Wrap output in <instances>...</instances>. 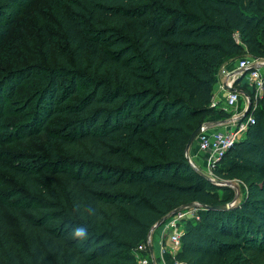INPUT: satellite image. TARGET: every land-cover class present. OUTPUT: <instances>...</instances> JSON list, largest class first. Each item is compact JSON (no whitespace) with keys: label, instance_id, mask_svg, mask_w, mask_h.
Returning a JSON list of instances; mask_svg holds the SVG:
<instances>
[{"label":"trees","instance_id":"16d2710c","mask_svg":"<svg viewBox=\"0 0 264 264\" xmlns=\"http://www.w3.org/2000/svg\"><path fill=\"white\" fill-rule=\"evenodd\" d=\"M46 3L65 49H51L40 27L43 54L56 64L4 70L0 119L5 94L36 79L31 115L8 136L35 137L59 121L46 134L47 158L0 165L27 187L22 202L7 195L23 240L0 217V264H137L153 225L188 203L198 219L183 226L178 264H261L264 90L242 137L210 168L215 181L239 184L237 199L195 170L181 143L223 114L210 105L218 68L243 53L264 58V0ZM10 27L0 20V47ZM216 205L227 207L205 209Z\"/></svg>","mask_w":264,"mask_h":264},{"label":"rangeland","instance_id":"374dc122","mask_svg":"<svg viewBox=\"0 0 264 264\" xmlns=\"http://www.w3.org/2000/svg\"><path fill=\"white\" fill-rule=\"evenodd\" d=\"M8 3L10 5H8ZM0 11H2L0 20L5 23H9L12 20L14 26L13 31L11 27L9 28L8 35L0 47V76L5 72L4 70L11 69V67L25 68L29 64H33L38 65L37 67L42 69H48V67H52L56 64L52 52H50L49 58L47 59L44 56L41 47L42 37L39 29L40 27H43L48 37V41L50 42L51 49H53L54 46L59 48L61 51L65 49L61 36L62 34L57 28L56 22L51 17L50 9L46 3V0H10L6 1L5 4H0ZM243 57L252 56H249L246 53L240 54L239 58ZM260 60L263 62L264 58H261ZM220 71L221 68L219 67L217 72L219 73L220 77H223ZM41 75L45 76L47 73L43 72ZM36 84V79L18 80L15 85L14 92L10 95L5 94L2 113L4 117L0 119V165H11L12 163L15 164V162L19 161L17 160V157L21 156L29 157L33 155H39L43 158L48 157L46 134L55 130L53 125L58 123L59 118H55L54 121L50 122L48 126L43 128L41 134L35 137L23 135L21 139H18L12 135H9L10 137L8 136V132H10V129L13 126L15 127L18 124H22L27 119H29L32 107L27 108V106L30 100V95L35 89ZM240 89L241 93L239 95L238 102L239 110L235 119H231V111L221 108L222 103L220 101V106L217 104L215 107L218 109L220 107V110L223 111V114H215L213 116L207 117L205 118V121L228 120L229 123L225 122L228 126H224L228 129H236L239 125V122L245 120L244 118L241 119L240 117L247 105V98H249V96L253 97V101L250 102V106L253 107L254 105L256 108L259 107V92L253 88L247 89L245 86L240 87ZM244 91H247V94ZM211 99L212 96L210 98V103L212 102ZM242 135L243 132L237 133L236 137L240 139ZM176 142L181 143L182 140L178 139ZM181 144L184 147L185 141ZM201 168H203L201 165L194 166V169L198 171H201ZM206 170V167H204L203 171ZM203 174L209 179L215 181V178L212 177L210 170ZM221 182H225V184L219 185H225L229 187L236 199L242 193L239 188V184L236 181ZM26 189L27 187L24 186L22 182L14 180L10 175L0 169V217H2L7 224L12 238L19 242H22L23 235L18 223L16 222L9 208L6 206L10 204L8 203L7 195L15 192L18 194V196L12 202H22L25 197H27L25 192ZM218 194L221 195L222 192L219 191ZM152 231L160 233V226L156 229H153ZM152 231L149 234V237H151ZM261 264H264V254L261 258Z\"/></svg>","mask_w":264,"mask_h":264},{"label":"built area","instance_id":"2783aa9c","mask_svg":"<svg viewBox=\"0 0 264 264\" xmlns=\"http://www.w3.org/2000/svg\"><path fill=\"white\" fill-rule=\"evenodd\" d=\"M220 72L223 77H228L230 75H237L240 77L239 85L232 86L231 84H226V94L221 101V108L231 111V119H235L239 110L240 87L245 86L247 89L253 88L259 92V98L261 97V93L264 90V61L261 62V60L256 57H243L233 62L231 68H221ZM248 100L252 102L253 97L247 98V101ZM211 106L213 105L211 104ZM252 108H255L254 105ZM251 121L252 119L250 116L246 117L245 120L239 122L236 129H228L225 126L216 129L205 123L201 126L194 141L198 151L203 154L204 164L207 170H210L212 164L221 157L222 153L234 141L239 139L236 137V134L244 132L246 126ZM226 123H229V121L227 120ZM197 210L198 207L196 205L194 207L184 208L176 214L169 216L160 226V233L161 235H165L169 251H167L166 247L163 245H159L156 256L150 254L148 249L150 237L148 235L145 244L141 246V248L147 247L146 255L139 257L137 259V264H178L176 259H174V254L180 245V236L183 226L187 221H195L198 219Z\"/></svg>","mask_w":264,"mask_h":264},{"label":"crops","instance_id":"0c3cea01","mask_svg":"<svg viewBox=\"0 0 264 264\" xmlns=\"http://www.w3.org/2000/svg\"><path fill=\"white\" fill-rule=\"evenodd\" d=\"M239 59V58H237ZM237 59H232V60H228L226 63L222 64L220 66V68H231L233 62H235ZM261 59V58H259ZM263 60V59H262ZM216 80L212 86V89H211V96H212V99H211V103L214 107L217 106V104L219 105L220 101H222L223 97L225 96L226 94V84H231L232 86H237L239 85V80H240V77L237 76V75H230L228 77H220L219 73L217 72L216 73ZM220 106V105H219ZM220 109V107H219ZM227 120L225 121H206L205 124L207 125H210L211 127L213 128H216V129H220L222 128L221 126H224L227 124L225 123ZM187 156L189 158V161L190 163L193 165V166H202L203 168H201L202 170L200 172L202 173H206L208 172V170L206 171H203L204 170V167H205V164H204V158H203V155L202 153H200L197 149V145L195 143V141L192 143V145L189 147V149L187 150ZM160 234V235H158ZM149 244H150V248H151V251L149 250V253L152 254L153 256H156V254L158 253V247L159 245H163L164 247H166V250L169 251V246L167 244V241L165 239V236L161 235V233H156L155 231H152V235L149 239ZM166 257H167V254L165 253ZM165 257V256H164Z\"/></svg>","mask_w":264,"mask_h":264},{"label":"water","instance_id":"95a60500","mask_svg":"<svg viewBox=\"0 0 264 264\" xmlns=\"http://www.w3.org/2000/svg\"><path fill=\"white\" fill-rule=\"evenodd\" d=\"M231 90H234V89H231ZM236 91H238V90H236ZM249 108H250V101L248 100L247 101V105H246V107H245V109H244V111H243V113H242V115H241V119L242 118H244L246 115H247V113H248V111H249ZM204 125V123H201V124H199V125H197L192 131H191V133L189 134V136H188V138H187V141H186V143H185V147H184V152H185V154L187 153V150L189 149V147L192 145V143L194 142V139H195V137H196V135L198 134V132H199V130H200V128H201V126H203ZM185 157H186V159H187V161L189 162V160H188V156H187V154L185 155ZM189 164L194 168V166L189 162ZM198 171V170H197ZM199 173H201L203 176H205L206 178H208L206 175H204L202 172H200V171H198ZM209 179V178H208ZM215 183L216 184H225V182H221V181H215ZM194 206H196V204H194V203H188V204H185V205H183V206H181V207H177V208H175V209H173L170 213H168L167 215H165V216H163L162 218H160L154 225H153V227L151 228V230L149 231V233H148V235L151 233V231L153 230V229H156V228H158L159 226H161L166 220H167V218L169 217V216H171V215H174V214H176L177 212H179L180 210H182V209H184V208H188V207H194ZM227 207V205H216V206H212V207H205V209H215V210H219V209H223V208H226ZM148 249L151 251V248H150V245H148Z\"/></svg>","mask_w":264,"mask_h":264},{"label":"clouds","instance_id":"9594fccd","mask_svg":"<svg viewBox=\"0 0 264 264\" xmlns=\"http://www.w3.org/2000/svg\"><path fill=\"white\" fill-rule=\"evenodd\" d=\"M76 235L77 236H83L84 235V229H78L77 231H76Z\"/></svg>","mask_w":264,"mask_h":264}]
</instances>
